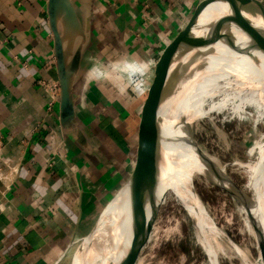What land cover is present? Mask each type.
Masks as SVG:
<instances>
[{
	"label": "crops",
	"instance_id": "crops-1",
	"mask_svg": "<svg viewBox=\"0 0 264 264\" xmlns=\"http://www.w3.org/2000/svg\"><path fill=\"white\" fill-rule=\"evenodd\" d=\"M72 1L87 42L63 131L37 85L59 83L49 0H0V264H67L92 232L137 164L166 54L206 0Z\"/></svg>",
	"mask_w": 264,
	"mask_h": 264
},
{
	"label": "water",
	"instance_id": "water-1",
	"mask_svg": "<svg viewBox=\"0 0 264 264\" xmlns=\"http://www.w3.org/2000/svg\"><path fill=\"white\" fill-rule=\"evenodd\" d=\"M72 0H49L48 16L54 36L57 73L61 88L60 124L62 130L72 127L75 120L72 84L75 74V61L79 45L87 42L86 29L82 28ZM219 5L218 19H207L211 6ZM216 13V12H215ZM252 18L261 24L252 23ZM204 19V20H202ZM236 29L246 38V48L264 54V3L261 0H206L199 4L190 15L184 28L166 54L160 84L150 104L146 119L143 144L137 164L126 184L118 191L111 202L119 195L128 202L129 221L124 233V246L119 249L109 264H132V256L140 242L158 204V191L164 171L169 168L173 154L186 157L195 155L202 168L220 184L216 185L229 193L246 212L258 211L256 202L221 170L196 144L188 131L186 118L176 109V97L182 87L192 78L184 75L183 60L189 54H197L205 47L221 39H232L231 31ZM88 31V30H87ZM79 37V42L77 43ZM78 45V46H77ZM173 153V154H172ZM110 202V203H111ZM110 203L103 210L94 229L83 240L74 259L85 260L94 236ZM252 223L263 242L264 235L259 222Z\"/></svg>",
	"mask_w": 264,
	"mask_h": 264
},
{
	"label": "rangeland",
	"instance_id": "rangeland-1",
	"mask_svg": "<svg viewBox=\"0 0 264 264\" xmlns=\"http://www.w3.org/2000/svg\"><path fill=\"white\" fill-rule=\"evenodd\" d=\"M228 41L212 48L197 74L188 103V131L198 147L238 188L253 200H264V112L243 104L238 98L232 104L234 110L228 107L206 114L210 105L215 107L221 101V98L209 101L206 95L207 81L217 63L218 54ZM228 75H231L230 71ZM174 158L175 154L171 156L169 165ZM193 186L216 227L227 239L250 250L257 257L255 239L249 233L245 214L237 200L203 177L197 176ZM189 213L187 205L180 203L176 195L168 191L164 200H159L134 250L132 264H211V258L199 242L198 228ZM82 243L75 247L67 264H74ZM95 258L94 264H100V256L97 260ZM237 260L219 255L217 262L241 264Z\"/></svg>",
	"mask_w": 264,
	"mask_h": 264
},
{
	"label": "bare ground",
	"instance_id": "bare-ground-1",
	"mask_svg": "<svg viewBox=\"0 0 264 264\" xmlns=\"http://www.w3.org/2000/svg\"><path fill=\"white\" fill-rule=\"evenodd\" d=\"M214 10L209 11L206 16L207 19H218L222 16L221 9ZM251 21L255 24H261L260 20L256 18H252ZM231 32L232 39H221L216 43H212L197 54L187 55L182 62L184 75L191 73L192 78L182 87L172 105L174 107L177 103L176 109L186 118L187 122H189L187 118L188 103L192 96L197 74L212 48L220 46L226 40L230 41L227 42L224 50L217 56V63L207 81L209 85L206 92L209 101L213 102L220 98L221 101L215 107L210 105L206 114L225 110L228 107H232L234 110L232 104L238 98L243 104L252 105L260 112H264V54L248 50L246 48L247 38L240 31L232 29ZM229 71L231 75L227 76ZM228 92L230 93L225 95ZM172 164L167 172L164 171L165 174L163 173L158 191V201L164 200L165 194L171 191L180 203L183 202L187 205L189 214L191 218L193 217V221L198 228L199 242L210 256L211 264H218L219 255L236 258L241 264H264V242L252 223V218H255L259 222L264 235V200L254 199L259 207V212L251 211L250 213L243 210L249 233L255 239L256 257L250 250L243 249L227 239L202 206L197 197L198 194L196 195L194 191L195 178L197 176L203 177L214 185L220 183L210 177L207 170L199 165L195 155L188 158L182 153H176ZM128 221V202L124 195L119 194L108 206L93 242L86 253L85 260L78 258L76 259L77 264H94L93 257L95 255V260L100 256V264H109L119 249L124 246V233Z\"/></svg>",
	"mask_w": 264,
	"mask_h": 264
},
{
	"label": "built area",
	"instance_id": "built-area-1",
	"mask_svg": "<svg viewBox=\"0 0 264 264\" xmlns=\"http://www.w3.org/2000/svg\"><path fill=\"white\" fill-rule=\"evenodd\" d=\"M37 85L46 91L49 94L50 102H49V110L59 102L61 96V88L58 82L51 80H39ZM12 172H16L14 168H11ZM6 179V175L0 170V181H4Z\"/></svg>",
	"mask_w": 264,
	"mask_h": 264
}]
</instances>
